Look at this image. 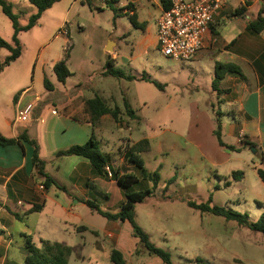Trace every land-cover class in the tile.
Here are the masks:
<instances>
[{"label": "rangeland", "instance_id": "rangeland-1", "mask_svg": "<svg viewBox=\"0 0 264 264\" xmlns=\"http://www.w3.org/2000/svg\"><path fill=\"white\" fill-rule=\"evenodd\" d=\"M157 1L143 0L138 10L139 17L150 22L152 35L159 17ZM5 2L18 17L20 27L27 26L37 13L28 0ZM124 11L120 4L104 6L103 11L92 6L78 14L71 12L70 24L62 26V11L55 3L33 28L21 31V56L0 72V117L14 115L17 100L27 87L31 91L24 103L46 93L45 79L57 84L53 64L71 53L73 77L69 85L79 84L83 96H98L107 105L122 108L127 127L120 132L111 127L106 137L97 136L103 152L117 151L120 144L124 148L143 139L149 141V148L140 156L148 173H157L159 181L156 187L149 181L136 186L137 190L151 189L153 195L137 204L135 213L151 241L170 253L174 264H264V235L186 203L210 202L246 214L251 221L264 213V182L256 171L264 169L261 156L254 147L232 151L229 147L238 148L236 139L224 133L221 139L226 147H222L215 134L222 107L212 86L214 67L170 60L150 41L146 53L143 47L138 50L135 44L146 34L133 27L129 11ZM13 33L11 21L0 8V38L12 44ZM111 43L116 44L114 52L125 63L120 67L124 77L103 74L107 70L106 48ZM133 49L139 57L126 60ZM10 55L9 50L0 48V66ZM126 103L134 117L126 113ZM221 120L228 119L223 115ZM131 171L139 174L135 166ZM237 171L243 177L235 180L231 175ZM81 213L97 234H81L85 244L81 252L90 259L77 258L78 250L70 264H113L105 246L97 248V241L107 240L108 220L85 209ZM63 237L70 243L80 239L79 235Z\"/></svg>", "mask_w": 264, "mask_h": 264}, {"label": "crops", "instance_id": "crops-1", "mask_svg": "<svg viewBox=\"0 0 264 264\" xmlns=\"http://www.w3.org/2000/svg\"><path fill=\"white\" fill-rule=\"evenodd\" d=\"M142 1L61 0L56 4L58 11H62V26L70 24L71 12L78 14L81 10H91L92 6L103 11L104 6L113 8L120 4L124 12L135 14L137 22L145 26L133 27L146 34L143 40L135 44L138 50L143 47L146 53L149 45L147 41L158 46V28L156 21L152 35L150 22L139 17L138 10ZM156 4L160 16L164 8L160 0ZM240 8L244 9L243 15H237ZM260 14L264 16V0H228L206 35L202 50L187 62L192 65L211 64L215 77L218 64L232 65L237 69L226 72L218 84L217 100L222 107L219 115L228 119L222 122L218 118L221 122V135L224 133L234 137L238 151L250 149L244 147L245 141L254 144L256 154L261 156V163L264 164V31L256 34L248 28L250 22ZM65 42L69 44L67 38ZM115 47L116 44L111 43L106 48V67L110 62L113 69L124 74L120 67H125V63L114 52ZM136 50H132L130 59H125L136 60L139 57L138 53L134 54ZM71 58L72 54L69 53L64 60L72 73ZM193 72L196 71L193 69ZM70 78L64 83H52L53 91L45 89L46 93L36 95L32 102L24 103L25 95L31 91V87H27L17 100L14 115L0 117V134L11 139L28 136L35 140L45 173L64 188L44 184V178L33 165L34 148L26 141L0 146V264H26V236L36 246H40L42 240L59 242L73 248V254L79 250L77 258L80 260L90 259V256L81 252L85 247L81 234L93 232L96 235L97 232L92 227L94 225L83 217L81 210H87L88 214L97 213L88 205L91 202L103 211L115 214L125 201V191L112 178L110 169L118 170L120 175L132 172L134 165L125 161L121 151L123 145H118L117 151L110 154L102 150L112 162L110 167L106 166L110 169L106 171V176L98 175L90 161L84 157L58 156L60 151L84 145L92 135L97 139L100 134L106 137L111 127L119 129V132L127 127L123 118L118 123L109 114L93 123L86 101L94 97L83 96L79 84L70 86ZM53 94L56 96H50ZM28 104L34 105L30 120L17 123V115ZM240 138L243 143L239 142ZM132 191H139L136 185ZM34 206H40L41 210L31 211ZM64 234L74 237L79 235L82 240L70 243L63 237ZM105 238L107 240L97 241L100 245L97 248L101 249L104 245L107 253L113 249L119 250L126 264H163L159 258L148 256L144 251L136 254L139 241L128 222L108 220Z\"/></svg>", "mask_w": 264, "mask_h": 264}, {"label": "trees", "instance_id": "trees-1", "mask_svg": "<svg viewBox=\"0 0 264 264\" xmlns=\"http://www.w3.org/2000/svg\"><path fill=\"white\" fill-rule=\"evenodd\" d=\"M30 4L37 8V13L31 16L29 23L25 27H20L18 22V17L12 12V9L5 0H0V8L2 12L12 23L14 30L12 37V44L0 38V48H6L11 52V55L1 64L0 72L3 70L4 66L10 65L12 62L16 61L22 53V47L18 35L21 31L29 30L33 28L37 22L40 20L42 14L50 9L55 3L61 0H28ZM164 10L170 8L169 0H160ZM244 9L240 8L237 10V15H243ZM130 21L132 25L136 28L145 27L143 24L137 22V17L135 14L130 16ZM249 30L253 33L260 34L264 31V16L261 14L249 24ZM237 69L232 65L218 64L216 68V77L213 81V89L218 92V84L226 72L236 71ZM53 71L59 82L64 83L68 78L72 76L69 71L65 60L55 63L53 66ZM107 75H113L117 77H124V74L115 70L110 66V62L107 65V70L105 72ZM157 85V84H156ZM44 86L48 91H53L54 87L52 83L48 80H44ZM87 109L92 115L93 123L97 121L101 116L109 114L113 119L120 123L122 120V111L118 106L110 107L103 101L100 97L96 96L93 99L86 101ZM130 106L126 103L125 110L130 117H134V112L129 108ZM215 134L218 138L219 144L222 147H226L221 139V122L217 119V130ZM21 140L26 141L33 146V165L37 168L38 174L44 178V184L49 186V184H54L57 187L62 188L59 184L44 171V162L39 158V147L35 140H31L28 136H21L18 139L6 138L0 134V146H10L20 143ZM244 147L252 148L254 144L245 141ZM149 148V141L143 139L140 142L130 145L127 144L126 147H122L121 151L124 155L125 161L129 164L134 165L138 168L139 174L125 173L120 175L118 170L111 169L112 178L117 181L119 186L125 191V201L121 205L119 211L115 214L103 211L98 205L88 202L91 209L95 210L98 214L108 220H120L122 222H128L132 226L133 234L139 241L140 248L136 251V254L145 252L148 256H154L159 258L163 264H174L171 259L170 253L157 247L152 241L149 234L139 225L137 222V217L135 213V207L139 203H143L147 198L153 195V191L149 188L140 189L139 191H132L133 186H139L144 182H153L154 186L158 185L159 176L158 174H150L145 169V164L140 154ZM232 151L236 148L229 147ZM81 156L88 159L98 175L106 176V166H111V158L102 152L100 141L92 135L90 140L84 145L72 146L67 150L58 152V156ZM257 174L259 178L264 182V169L258 168ZM235 180L242 178V172H233L231 175ZM187 205L195 210L202 213H210L215 216L223 217L228 221H235L240 226H244L247 229L260 233L264 235V213L257 221H251L246 214H241L232 210L225 209L224 207L212 206L209 203L197 204L192 201H186ZM262 205V204H260ZM41 210L40 206H34L31 211ZM26 264H70V259L73 255V248L59 242H50L42 240L40 246H36L29 236H26ZM110 260L113 264H126L123 254L117 250L113 249L110 253Z\"/></svg>", "mask_w": 264, "mask_h": 264}, {"label": "built area", "instance_id": "built-area-1", "mask_svg": "<svg viewBox=\"0 0 264 264\" xmlns=\"http://www.w3.org/2000/svg\"><path fill=\"white\" fill-rule=\"evenodd\" d=\"M169 1L170 8L163 10L157 20V48L170 60L187 62L202 50L206 35L228 0ZM33 107V104H28L21 110L16 122H28ZM239 142L243 143V140L240 138ZM106 171L110 169L106 167Z\"/></svg>", "mask_w": 264, "mask_h": 264}, {"label": "water", "instance_id": "water-1", "mask_svg": "<svg viewBox=\"0 0 264 264\" xmlns=\"http://www.w3.org/2000/svg\"><path fill=\"white\" fill-rule=\"evenodd\" d=\"M110 50V49H109ZM254 152H256L255 148H252Z\"/></svg>", "mask_w": 264, "mask_h": 264}]
</instances>
